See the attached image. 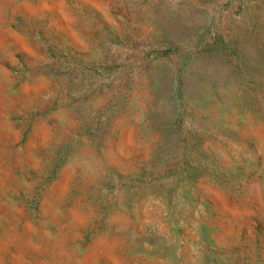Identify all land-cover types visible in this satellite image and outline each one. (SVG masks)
Returning <instances> with one entry per match:
<instances>
[{
	"label": "rangeland",
	"instance_id": "rangeland-1",
	"mask_svg": "<svg viewBox=\"0 0 264 264\" xmlns=\"http://www.w3.org/2000/svg\"><path fill=\"white\" fill-rule=\"evenodd\" d=\"M0 264H264V0H0Z\"/></svg>",
	"mask_w": 264,
	"mask_h": 264
}]
</instances>
